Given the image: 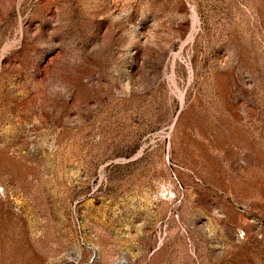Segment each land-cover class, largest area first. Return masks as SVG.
<instances>
[{"label": "rangeland", "instance_id": "obj_1", "mask_svg": "<svg viewBox=\"0 0 264 264\" xmlns=\"http://www.w3.org/2000/svg\"><path fill=\"white\" fill-rule=\"evenodd\" d=\"M0 264H264V0H0Z\"/></svg>", "mask_w": 264, "mask_h": 264}, {"label": "bare ground", "instance_id": "obj_2", "mask_svg": "<svg viewBox=\"0 0 264 264\" xmlns=\"http://www.w3.org/2000/svg\"><path fill=\"white\" fill-rule=\"evenodd\" d=\"M192 13H193L194 18H196V13L194 10H192Z\"/></svg>", "mask_w": 264, "mask_h": 264}]
</instances>
